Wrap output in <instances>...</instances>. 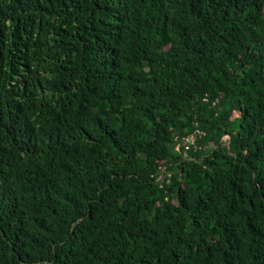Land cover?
<instances>
[{"label": "trees", "instance_id": "obj_1", "mask_svg": "<svg viewBox=\"0 0 264 264\" xmlns=\"http://www.w3.org/2000/svg\"><path fill=\"white\" fill-rule=\"evenodd\" d=\"M0 264H264V0H0Z\"/></svg>", "mask_w": 264, "mask_h": 264}, {"label": "built area", "instance_id": "obj_2", "mask_svg": "<svg viewBox=\"0 0 264 264\" xmlns=\"http://www.w3.org/2000/svg\"><path fill=\"white\" fill-rule=\"evenodd\" d=\"M206 133L203 129L198 127L196 124V128L186 137L176 138L175 141V152L183 158V160H191L190 151L193 149V146L196 144L198 137L204 136ZM230 139L229 135H225L223 140ZM171 173L167 171V167H162L159 174L156 176L155 180L157 184L163 186L164 182L169 179ZM169 181V180H167Z\"/></svg>", "mask_w": 264, "mask_h": 264}]
</instances>
